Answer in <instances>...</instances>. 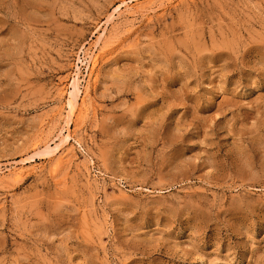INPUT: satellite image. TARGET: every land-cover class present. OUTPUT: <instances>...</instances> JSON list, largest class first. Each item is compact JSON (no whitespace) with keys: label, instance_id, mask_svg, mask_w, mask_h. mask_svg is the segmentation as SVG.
Masks as SVG:
<instances>
[{"label":"rangeland","instance_id":"1","mask_svg":"<svg viewBox=\"0 0 264 264\" xmlns=\"http://www.w3.org/2000/svg\"><path fill=\"white\" fill-rule=\"evenodd\" d=\"M153 2L0 0V264H264V0Z\"/></svg>","mask_w":264,"mask_h":264},{"label":"bare ground","instance_id":"2","mask_svg":"<svg viewBox=\"0 0 264 264\" xmlns=\"http://www.w3.org/2000/svg\"><path fill=\"white\" fill-rule=\"evenodd\" d=\"M138 1V0H137ZM154 0H147V2H149L150 4H153L154 2H153ZM148 3V4H149ZM149 4V5H150ZM149 5H147V6H149ZM127 6V5H126ZM129 6V5H128ZM151 6V5H150ZM99 39V38H98ZM92 51V50H91ZM92 53V52H91ZM86 54V53H85ZM90 54V53H89ZM87 55V54H86ZM90 56H93V54L92 55H90ZM89 56V57H90ZM87 59V58H86ZM87 60H89V59H87ZM96 58H95V60H94V62H96ZM93 62V61H92ZM76 65V64H75ZM77 66H75V68H76ZM79 66L77 67V70H76V72H75V74H74V77H73V81L71 82V90H70V92H69V99H68V112H69V114H72L78 107H81V106H79V103H81V102H79V100H80V97L82 96V95H84V91L83 90H81V87H80V85H81V82H80V77H79ZM83 79V78H82ZM94 82V81H93ZM94 89V88H93ZM85 90V89H84ZM85 97H86V94H85ZM82 104V103H81ZM84 107V106H83ZM80 109V108H79ZM82 109V108H81ZM65 110V109H64ZM83 111V110H82ZM87 111V110H86ZM78 113H79V111H77ZM76 112V113H77ZM75 113V114H76ZM74 114V113H73ZM78 115V114H77ZM79 115H80V113H79ZM70 117V116H69ZM73 139V134H72V132H71V129H70V122L68 121V123H66V125H64V127H62V129L60 130V132H59V134H57V136H56V138L53 140V143H55V145H52L51 143H46V146H47V149H46V152H54V151H58V149L60 148V146L62 145V144H64V143H70L71 142V140ZM74 140V139H73ZM50 141V140H49ZM72 143V142H71ZM48 150V151H47ZM62 150V149H61ZM60 151V150H59ZM63 152V151H62ZM59 154H60V152H58ZM55 154H57L56 152H55ZM57 156H60V155H57ZM62 156V155H61ZM64 158H65V155L63 156ZM55 160V159H54ZM55 162V161H54ZM58 162V161H57ZM61 162V161H60ZM62 164V163H61ZM55 167H56V165H55ZM57 168V167H56ZM2 168L0 167V171H2L1 170ZM16 169V168H15ZM18 169H20V168H18ZM17 169V170H18ZM17 170H15V171H13V172H15L16 174H18V173H20L21 171H17ZM12 172V173H13ZM23 174V173H22ZM14 176V175H13ZM18 176H20V174L18 175Z\"/></svg>","mask_w":264,"mask_h":264}]
</instances>
